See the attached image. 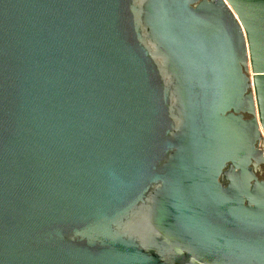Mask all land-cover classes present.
I'll list each match as a JSON object with an SVG mask.
<instances>
[{"label": "water", "instance_id": "1", "mask_svg": "<svg viewBox=\"0 0 264 264\" xmlns=\"http://www.w3.org/2000/svg\"><path fill=\"white\" fill-rule=\"evenodd\" d=\"M262 162L264 0H0V264H264Z\"/></svg>", "mask_w": 264, "mask_h": 264}, {"label": "flooded vegetation", "instance_id": "2", "mask_svg": "<svg viewBox=\"0 0 264 264\" xmlns=\"http://www.w3.org/2000/svg\"><path fill=\"white\" fill-rule=\"evenodd\" d=\"M244 118H245V119H249L250 116L247 115V114H245V115H244ZM228 169H229V168H226L225 171L228 170ZM256 174H257V176H258V178H259L260 180H264V162H262V163L260 164L259 169L257 170ZM227 183H228V181H227L226 178L224 177V180L222 181V184H223L224 186H226Z\"/></svg>", "mask_w": 264, "mask_h": 264}]
</instances>
